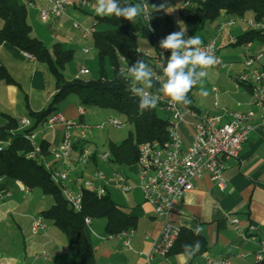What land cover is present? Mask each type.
<instances>
[{"label":"crops","instance_id":"0c3cea01","mask_svg":"<svg viewBox=\"0 0 264 264\" xmlns=\"http://www.w3.org/2000/svg\"><path fill=\"white\" fill-rule=\"evenodd\" d=\"M184 1L180 3L178 0H160V3L165 5L163 10L166 16L176 23L179 31L182 27L184 28L181 14L190 6L189 4L182 8ZM23 2L32 3L30 5L32 11L27 10L31 35L41 39L47 47L58 42L63 48L71 49L63 45L67 40L66 32L69 31V27L66 26L68 22L74 18L82 17L83 21L87 23L90 21L89 24L83 26H90L95 21L94 16H90L92 12L90 8H80L77 5L70 6L63 16H52L47 21H43L39 17V8L46 6V0H25ZM80 13L86 15L83 17L80 16ZM227 18L221 12L218 19L206 23L199 33L202 36V41L218 35L220 42L217 52L220 58V48L226 43L231 44L228 36H234L233 41H235V36L239 34L238 32L236 34L223 31L226 26L223 21ZM157 30L158 32L164 30L162 24ZM69 38L72 40L73 37ZM257 42L252 41L250 47L247 48L252 49L261 43ZM222 51L223 56L227 57L229 52L225 49ZM153 52L154 49L150 53L153 54ZM150 62L146 63L150 66ZM0 65L6 68L16 82L7 83L0 79L1 127L5 122V115H10L18 121L21 117H27L26 103L32 110L44 108L55 88L53 87L54 91L44 90L47 72L42 63L36 59L26 58L21 49L10 43L0 44ZM235 68L236 71L232 76L233 82L223 81L220 76L214 77L213 82H217V85H213L206 95L197 91L199 93L195 98L190 95V90L187 97L191 103L187 106L199 114H208L217 124L226 122L228 118L226 110L246 111L252 109L254 111L251 119L253 127L248 140L241 145L237 158L226 160L224 172L226 185L223 189L219 188L208 174H203L194 180L193 188L177 200L168 219L171 223L179 225L180 228L201 229L200 233L206 239V247L203 252L210 258L215 260L227 258L231 264H264V261L257 262L254 257L255 252L259 249V240L264 239V122L261 119L262 110L250 104L249 88L235 80L236 75L246 70L243 63L240 68ZM28 71L30 80L23 87L19 75H24ZM76 72L74 71L73 77ZM214 88L217 90L215 91ZM205 98L211 99L205 101ZM80 104V99L77 96L76 101L71 99V103L67 106L62 105V109L57 107L56 110L74 122L85 123L87 114L81 117L77 113V107ZM192 121L193 117L190 114H185L180 123L179 132L183 146H187L191 141ZM35 130L38 131L35 140L39 137L35 141L37 145L42 138L47 139L49 148L57 147L60 144L63 136L61 124L46 127L40 132L39 127ZM73 130V133L77 134V130ZM9 136L8 133L0 129V140ZM87 142L85 138L75 143L74 157L81 148H87ZM93 150L95 159L91 158L85 168L79 167L76 160H73L74 171L69 185L74 186V182H79L81 176L90 174L94 169H99L106 176L105 193L122 210L136 218L135 225L130 227L134 229V235L130 240L131 248L122 247L123 237L118 235L119 232L110 234L105 231L104 218L91 219V223L86 227L96 264H144L142 253L149 250L151 242L159 235L163 217L157 215L152 205L144 200L140 188L136 187L128 192H121L115 185L112 177L114 172L124 174L129 184H136L139 171L137 163L121 166L112 160L105 161L102 158L104 162H101L96 150L94 148ZM107 151L109 150L107 149ZM46 162L53 170L63 168V163L55 160L51 154ZM100 162L102 169L99 168ZM19 185L20 182L13 179L4 178L0 182V264H76L71 257L65 235L49 220L45 236L33 235L30 231L32 218L52 204L51 195L44 194L41 190L37 191L35 187L30 188L28 195L25 196L19 189ZM233 219L239 220L240 226L244 230L243 233L235 230L232 225ZM41 250L48 253L49 259H44L39 255ZM199 260V255L189 258L185 252L170 250L165 256L154 255L150 264H193Z\"/></svg>","mask_w":264,"mask_h":264},{"label":"trees","instance_id":"16d2710c","mask_svg":"<svg viewBox=\"0 0 264 264\" xmlns=\"http://www.w3.org/2000/svg\"><path fill=\"white\" fill-rule=\"evenodd\" d=\"M121 5L146 3L156 29L164 27L167 35L179 31L176 23L169 17L158 18L159 11L152 5H161L160 0H118ZM192 11L183 12L182 21L186 32L194 35L202 30L206 23L215 21L221 12L227 17H245L251 14L254 21H264V0H189ZM189 6V7H190ZM95 24L101 23L102 28L93 32L92 43L97 49L99 63L98 77L86 79L82 76L68 79L63 69L72 60L73 50L63 48L60 43L47 47L43 41L31 35V26L27 20V4L20 0H0V44L7 42L17 48L31 53L39 62L46 64L53 76L55 91L47 105L40 110H32L26 103V114L30 126L20 127L18 119L5 115V122L0 127L11 138L9 144L0 150V176L23 183L29 188L38 187L44 194L51 195L52 204L40 213L65 235L73 261L76 264H96L93 249L89 244L85 217L91 219L104 218L105 231L116 234L133 227L136 222L132 216L122 210L107 194H96L89 188H82L81 208L75 209L64 197L61 185L54 182L51 167L45 165L50 156L49 142L42 138L39 143L40 154L36 157H26L34 145L27 135L35 130L50 114L57 112L59 101L71 92H75L81 105L95 104L102 107H113L121 111L126 121L133 127L132 131L119 143H108L111 160L121 166L137 162L138 145L144 142H164L167 139L168 117L163 119L156 114L157 107L139 111L140 97L130 89V80L120 76L119 56H124L131 64L139 56L145 62L151 61V55L138 48L136 32L148 37L152 44L155 38L150 35L142 20V15L135 21L124 17L98 16L93 14ZM264 41V34L258 30L246 28L235 36L231 44H245L248 41ZM155 48V45H154ZM171 50H166L164 65L170 57ZM110 65V73L105 68V62ZM153 67L152 62H150ZM0 79L7 83H16L3 65H0ZM160 85L154 83L151 89L159 90ZM95 159V153L92 157ZM199 241L200 248L192 257L205 250L206 239L193 229L181 227L171 248L172 252H185V245H195Z\"/></svg>","mask_w":264,"mask_h":264},{"label":"built area","instance_id":"2783aa9c","mask_svg":"<svg viewBox=\"0 0 264 264\" xmlns=\"http://www.w3.org/2000/svg\"><path fill=\"white\" fill-rule=\"evenodd\" d=\"M32 5L31 2L28 3ZM145 5L148 16L142 15V20L146 29L152 37L155 38L156 45L154 52L151 55V62L153 68L159 73H154V83L159 84L165 79L162 72V65H164L166 49L160 47V41L166 38L165 30L158 32L154 27L151 17L152 12L146 3ZM189 0H185L182 8L189 5ZM77 5L80 8H90L95 13L94 9L97 7V1L92 0H46V6L39 8V17L43 21H47L52 16H63L67 13L70 6ZM158 18L163 19L166 14L161 9ZM243 21L247 28L260 31L264 34V21H254L252 18L245 17H228L223 23L231 27L237 21ZM73 27L81 30V37L87 38L91 36L96 29L95 21L90 26H80L76 21L73 22ZM192 35L185 33V38ZM228 39L232 42L234 36L229 35ZM203 49L214 52L216 57V64L210 68H217L223 65L222 59L218 55L217 48L219 37L218 35L202 41ZM252 41L245 43L246 47H250ZM82 51L88 53L89 47H83ZM22 54L34 60L35 57L22 50ZM137 57L134 64L141 60ZM120 71L126 70L127 66L131 64L124 56H119ZM243 65L245 71L235 76L237 83L246 85L250 91V104L255 108L262 110L261 119L264 122V49L255 53L246 55ZM209 69V68H208ZM207 70V69H206ZM89 70L86 66H80L74 77L78 78ZM130 80V79H129ZM130 89L132 84L130 80ZM216 91L217 89L214 88ZM158 97L156 107L168 114L167 125V139L159 143L157 141L144 142L138 145L139 156L137 164L139 166L138 180L136 184H129L126 176L121 172H114L112 177L115 181L116 187L121 192H128L136 187L140 188L143 193L144 200L149 202L154 212L163 217V222L159 235L151 242L149 250L142 253L144 264H150L154 255L165 256L168 254L174 244V240L179 232L180 226L171 223L168 219L169 213L174 207L177 200L194 186V180L200 178L203 174H208L214 183L221 189L226 185L224 172L226 170V160L230 158H237L241 145L248 140L249 133L252 130L251 119L254 115L252 109L246 111H228L227 120L223 124H217L211 116L206 113L199 114L187 105L177 104L170 101V98L162 91L155 89H145ZM216 104V103H215ZM78 116H84L88 112L83 105L77 107ZM190 114L193 117L192 127L193 134L190 143L183 146L179 126L184 115ZM106 123H110L115 128H122L126 122L118 117L111 116L106 121L95 125L96 128H102ZM20 127L30 126V120L27 117L19 119ZM56 124L63 126V136L60 144L57 147L50 148L52 157L63 163V168L60 170H53L51 168V176L54 182L61 185V191L67 201L75 208H81L82 202V188H89L96 194H105V179L106 176L103 171L94 169L90 174L81 176L79 182H74V189L69 185L71 176L74 171L73 160L76 164L85 168L90 162L94 153L89 148H81L74 157V145L80 140L86 138V129L89 125L83 122H74L61 112L50 114L44 121L40 123L39 132L46 127H52ZM76 129L77 134L72 133ZM38 131L33 130L27 138L34 145L33 150L26 154V157H36L40 154L39 146L35 142V136ZM11 141L10 137L0 140V150L6 147ZM101 158L105 161H111L109 151L103 152ZM46 167L49 165L45 162ZM4 177L0 176V182ZM19 189L27 196L30 188L20 182ZM84 223L88 226L91 223L89 216L85 217ZM232 225L240 233H243V228L240 226L239 220L233 219ZM48 229L47 220L41 213H37L31 220L30 231L33 235L45 236ZM123 237L122 247L131 248L130 240L134 235V229L129 228L118 233ZM39 255L44 259H49V255L45 250H41ZM200 260L193 264H231L227 258L215 260L208 257L204 252L199 254ZM257 262L264 261V239L259 240V249L254 254Z\"/></svg>","mask_w":264,"mask_h":264},{"label":"rangeland","instance_id":"374dc122","mask_svg":"<svg viewBox=\"0 0 264 264\" xmlns=\"http://www.w3.org/2000/svg\"><path fill=\"white\" fill-rule=\"evenodd\" d=\"M20 1H25V0H20ZM178 1L180 3H182L184 0H178ZM25 3L27 4V2H25ZM27 10L32 11V7L29 4H27ZM190 11H192V6L185 9V12H190ZM93 14L94 13L91 12L90 16H93ZM85 15L86 14L80 13V16L84 17ZM245 15H246L245 17H247V18H251L250 13H246ZM74 20L77 23H79L80 26H83L84 24L90 23L89 20H88L89 22L87 23V22L83 21L82 17H79V19L74 18L72 21L68 22V24L66 25L69 27V29H68L69 31L66 32L67 40L63 45H65V47L71 48L73 50V58L71 61H69L68 63L65 64L64 69H63V73L68 79H71L73 77L74 71H77L81 65H85L88 68L89 72L82 75V77L86 78V79L97 78L98 77V70H99V63H98V57H97V49L93 46V43H92V36H88L87 38L81 37V35H80L81 30L73 27ZM0 25H1V20H0ZM137 25H139L138 21H134L132 23V26H134L135 29H137L136 28ZM96 27H97V29L98 28L100 29V28L104 27V25L101 23H98V24H96ZM246 28L247 27L243 23V21L238 20L237 23L231 27L224 26L223 31H226V32L230 31L231 33L237 34V32L241 33ZM200 32H201V30L198 31V33H195L194 35H197V36L202 38V36L199 35ZM70 36L73 37L72 40H70V38H69ZM136 40L138 43L139 50H141L144 53H148L149 55H152L150 52L153 51L154 45H156L155 40L153 41L154 44H152L148 37L142 36L138 32H136ZM257 41H259V40H255L253 42H257ZM259 42H261V43H259V45L253 47L252 49H248L245 46V44H229V43L224 44V46H222L220 48V55H221L222 61L224 62V65L220 66L218 68L207 69L206 71H207L208 75L203 78V82L201 84H197L196 86H194L191 89L190 95L193 98H195L199 92L201 94H205V95L208 94V92H210V88L213 85H217V82H213L214 77L217 78L220 76L223 81L227 80L229 82H233L234 80H233L232 76L234 75V73L236 71V70H234V67L240 68L241 63H243L246 55H248L252 52L255 53V52H258V51L264 49V41H259ZM257 44H258V42H257ZM48 47H50V46H48ZM83 47H89L90 51L88 53H84L82 51ZM223 49H225L229 52L227 57L225 55L223 56V54H222ZM41 63H42V66L44 67V70H46V72H47V79L45 82V89L44 90L54 91L53 76L51 75V73L47 69L46 64L43 62H41ZM150 67L154 73H159V71L154 69L151 65H150ZM105 68L107 69L108 73H110L111 69H110V65H109L108 61L105 62ZM211 77H212V79H211ZM19 79H20V82L23 85V87H25L26 84L28 83V81L30 80L29 71H28V73H26L24 75H19ZM197 91H199V92H197ZM77 96L78 95L75 92H71V93L67 94L65 97H63L59 101V103L57 104V107L59 109H62L61 108L62 105L64 107L67 106L69 103H71V99L76 101ZM207 99H211V98H207ZM207 99L205 98V101H208ZM83 106L86 108V110L88 112L86 115V118H85L86 119L85 123L89 125V128L86 129V140L88 141L87 142L88 143L87 148H89L91 150H93V148H94L96 150L97 155L99 156V159L101 160V162H104L101 159L100 154L107 151L108 143L109 142L118 143V142L122 141V139H124L128 135V133L130 131H132L133 127L130 123H128L126 121L125 115L116 108L102 107V106H98V105L91 104V103L83 105ZM156 114L163 119H166L168 117V114L166 112H164L158 108L156 110ZM111 116L118 117L119 119L126 122L125 126L122 128H115L110 123H106L105 126L102 128H96L95 127V125L100 124L103 121H106ZM73 131L74 130H72V133H73ZM37 139H39V137L36 138L35 141H37ZM101 162H100V166H99L100 169H102ZM71 187L74 189V186H71ZM36 190L39 191L41 189L36 187Z\"/></svg>","mask_w":264,"mask_h":264},{"label":"clouds","instance_id":"9594fccd","mask_svg":"<svg viewBox=\"0 0 264 264\" xmlns=\"http://www.w3.org/2000/svg\"><path fill=\"white\" fill-rule=\"evenodd\" d=\"M155 11L165 8V5H152ZM98 16L124 17L134 22L141 15L148 16L144 4L121 5L118 0H97V7L94 9ZM186 29L170 33L162 39L160 47L171 50L167 64L162 65V72L165 77L161 83L160 91L170 98L171 102L188 105L191 100L188 99V92L197 84L203 82V78L208 75L206 69L216 64L214 52L204 50L201 37L192 35L185 38ZM120 76L124 79H130L132 91L140 97L139 111L141 114L146 109L155 108L158 103V97L145 89H151L154 86V80L158 79L151 67L144 61L138 60L126 70H121ZM194 231L199 234L201 229ZM200 248L199 241L195 245H185L184 251L191 258Z\"/></svg>","mask_w":264,"mask_h":264}]
</instances>
